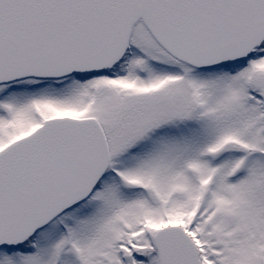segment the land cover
I'll return each instance as SVG.
<instances>
[{
	"label": "snow or ice",
	"instance_id": "snow-or-ice-1",
	"mask_svg": "<svg viewBox=\"0 0 264 264\" xmlns=\"http://www.w3.org/2000/svg\"><path fill=\"white\" fill-rule=\"evenodd\" d=\"M0 264H264V0H0Z\"/></svg>",
	"mask_w": 264,
	"mask_h": 264
}]
</instances>
